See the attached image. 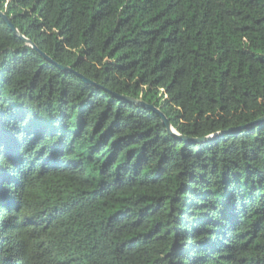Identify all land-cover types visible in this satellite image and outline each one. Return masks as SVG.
Returning <instances> with one entry per match:
<instances>
[{
    "label": "trees",
    "instance_id": "obj_1",
    "mask_svg": "<svg viewBox=\"0 0 264 264\" xmlns=\"http://www.w3.org/2000/svg\"><path fill=\"white\" fill-rule=\"evenodd\" d=\"M0 11V264H264V0Z\"/></svg>",
    "mask_w": 264,
    "mask_h": 264
},
{
    "label": "water",
    "instance_id": "obj_2",
    "mask_svg": "<svg viewBox=\"0 0 264 264\" xmlns=\"http://www.w3.org/2000/svg\"><path fill=\"white\" fill-rule=\"evenodd\" d=\"M0 17L6 22V24L8 25V27L11 29V31L13 32V34L20 38L21 40H23L24 43H26L28 46L32 47V49L36 50L39 52V54L49 63L55 65L58 69H60L63 72H67V73H72L75 74L77 77H79L80 79H82L85 83L92 85V86H96L95 83L91 82L90 80L86 79L85 77H83L82 75L78 74L77 72H75L74 70H72L70 67L67 66H63L61 64H58L56 62H54L50 57H48L45 53L39 51L36 47V45L29 39H27L26 37H24L20 31L11 23V21L8 19V17L0 11ZM122 101H125L126 103L132 104V105H137L140 106L144 109H147L149 111H153L154 113H156L161 119L162 122L164 123V125L166 126L167 130L174 136H176L177 138H179L180 140H184L186 142L189 143H203V142H209L211 141L214 137H206L204 139H190L188 137H184L181 136L170 124L169 120L166 118V116L162 113V111H160L159 109H157L156 107H154L153 105H149L146 104L144 101L138 100V99H134V98H130V97H125V96H120L119 97ZM264 122V118L260 119L259 121H257L255 124H260Z\"/></svg>",
    "mask_w": 264,
    "mask_h": 264
}]
</instances>
